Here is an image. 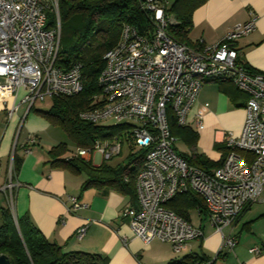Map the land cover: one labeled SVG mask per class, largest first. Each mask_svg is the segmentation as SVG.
I'll use <instances>...</instances> for the list:
<instances>
[{"label":"built area","instance_id":"1","mask_svg":"<svg viewBox=\"0 0 264 264\" xmlns=\"http://www.w3.org/2000/svg\"><path fill=\"white\" fill-rule=\"evenodd\" d=\"M166 3L142 0L152 29L141 33L130 24L123 26L120 41L104 56L106 66L98 78L101 93L94 96L93 107L80 111L78 117L94 124H125L126 139L146 150L135 178L137 205L122 211L136 237L146 244L167 242L180 253L190 241L204 236L201 226L166 205L176 195L194 192L205 202L204 211L197 208L200 215L224 235L223 245L233 248L237 239L225 236L224 228L259 201L264 190V73L240 62L236 47L239 37L255 29L256 18L236 25L217 43L199 42L193 47L170 34L174 19L166 12ZM50 10L58 17L53 27L47 26ZM60 44L59 0H0V101L24 90L22 102L32 108L48 96L79 94L84 88L83 65L76 61L68 69L57 66ZM212 79L233 82L248 99L242 133L226 134L223 162L209 172L181 155L170 116L179 126H187L203 84ZM17 107H8L9 117ZM203 119L198 112V129L203 128ZM122 141L119 137L115 144L96 141L93 147L77 146L76 156L88 160L97 149L109 159L121 151ZM19 185L12 152L0 186L12 211ZM71 200L69 211L81 206L77 197ZM85 232L86 226L78 230L79 236ZM261 251L251 249L255 254Z\"/></svg>","mask_w":264,"mask_h":264},{"label":"crops","instance_id":"2","mask_svg":"<svg viewBox=\"0 0 264 264\" xmlns=\"http://www.w3.org/2000/svg\"><path fill=\"white\" fill-rule=\"evenodd\" d=\"M253 17L256 18L255 29L239 37L236 47L243 63L264 73V0H208L193 14L189 41L193 45L217 43L236 25ZM24 94V90H20L18 95L0 101V186L5 183L12 152L22 159L16 172L20 185L15 191L12 211L16 222L27 215L48 239L62 245L65 251L98 253L106 257L109 264H171L191 253L208 256L212 264H264V190L259 201L249 205L232 225L224 228L225 236L237 239L233 248L223 245L224 235L196 208L200 219L198 224H193L203 228L204 236L190 241L182 252L176 253L169 243L160 240L146 244L134 235L129 219L122 215L125 207L137 205L134 180L132 194L117 189L103 193L95 186L84 187L88 180L84 170L54 164L50 155L54 146L68 144L62 155L67 159L78 157L77 146L72 141H63V128L38 111L43 110L42 105L29 108V104L22 102ZM247 99L248 95L229 80H207L190 113L189 124L183 127L197 135L193 144L183 138L190 148L186 153H198L213 162L222 161L227 153L226 134L240 135L243 131ZM13 104L18 107L9 117L7 109ZM198 112L204 116L202 129L196 126ZM107 141L115 144L118 138L101 142ZM125 144L128 153L124 155ZM140 150L130 140L123 139L121 151L111 158L107 159L101 150L95 149L90 158L84 160L96 167L105 162L119 167L131 162ZM137 165V162L131 163L130 167ZM124 180L131 182L128 176ZM71 197L81 202L74 211H69ZM4 207H9V203L0 190V225ZM83 226L86 232L79 236L78 230ZM254 247L262 251L251 252Z\"/></svg>","mask_w":264,"mask_h":264},{"label":"trees","instance_id":"3","mask_svg":"<svg viewBox=\"0 0 264 264\" xmlns=\"http://www.w3.org/2000/svg\"><path fill=\"white\" fill-rule=\"evenodd\" d=\"M164 1L167 2L166 12L174 19L169 26L170 34L196 47L197 45L189 41L193 14L208 0ZM59 15L62 35L56 65L68 69L72 63L80 62L83 65L84 88L74 96L54 97L48 110L38 111L52 123L63 127L76 146L93 147L96 141L114 140L119 137L126 139L129 128L127 125L94 124L81 120L78 113L92 108L94 96L101 93L98 78L106 66L104 56L120 41L123 26L130 24L141 33L147 32L153 27L149 12L143 8L142 0H59ZM57 18L55 10L48 11L47 26H56ZM243 64L249 70L258 72ZM170 122L172 133L176 137L182 136L191 144L196 142L197 135L192 130L179 126L172 115ZM67 148L66 143L54 146L50 150L52 162L84 170L88 174L84 187L95 186L102 189L103 193L117 189L132 194L131 186L134 180V193L137 199L135 178L144 164L146 150L141 149L127 165L113 167L105 162L96 167L80 157L71 159L62 157ZM180 153L190 163L209 172L218 168L223 162V159L220 162H213L198 153L192 155L181 151ZM136 162L138 165L131 168V163ZM21 163L22 159L16 155V172ZM125 176H128L131 182H125ZM166 205L190 221L192 208H199L202 211L205 209L204 199L194 192L176 195ZM0 254L7 255L11 264H109L108 259L98 253L82 250L65 251L62 245L48 239L27 215L18 218L16 222L10 207H4L2 210ZM171 264H212V262L206 255L191 253Z\"/></svg>","mask_w":264,"mask_h":264},{"label":"rangeland","instance_id":"4","mask_svg":"<svg viewBox=\"0 0 264 264\" xmlns=\"http://www.w3.org/2000/svg\"><path fill=\"white\" fill-rule=\"evenodd\" d=\"M61 35H62V26H61ZM244 97L246 98V96H244ZM53 98L54 97L48 96L45 101H40V102L36 103V106L42 105V107H44V108H42L43 110L46 109V108H49L50 105H52V103H53ZM102 125H110L111 126V125H114V123L107 121V122L102 123ZM62 131L64 132V136H62V138L64 140L63 139L62 140L63 141H67L68 143H70L71 139H70L67 131L64 128L62 129ZM176 145H177V148H178L179 151H184V152H189L190 151L189 144L182 138V136H179V137L177 136ZM125 153L126 154L128 153L127 145L124 148V155H125ZM190 213H191V219H192L193 223L194 224H198V221H199L200 218H199L198 214L196 213V210L194 208H192L190 210ZM205 220H207V219H205ZM204 223H207V222L204 221Z\"/></svg>","mask_w":264,"mask_h":264},{"label":"water","instance_id":"5","mask_svg":"<svg viewBox=\"0 0 264 264\" xmlns=\"http://www.w3.org/2000/svg\"><path fill=\"white\" fill-rule=\"evenodd\" d=\"M0 264H11V261L5 254H0Z\"/></svg>","mask_w":264,"mask_h":264}]
</instances>
